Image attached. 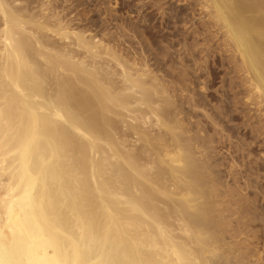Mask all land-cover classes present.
Masks as SVG:
<instances>
[{"label":"bare ground","instance_id":"obj_1","mask_svg":"<svg viewBox=\"0 0 264 264\" xmlns=\"http://www.w3.org/2000/svg\"><path fill=\"white\" fill-rule=\"evenodd\" d=\"M158 1L182 46L169 50L162 34L161 59L128 52L124 33L119 47L114 32L81 26L51 0H0V264H264V204L236 193L259 175L229 153L232 183L222 180L215 134L195 127L198 118L187 126L202 99L187 96L190 86L184 102L180 87L189 88L175 84L183 78L158 74L175 54L182 74L186 62L197 72L206 61L196 51L211 53L204 67L236 74L232 88L242 86L264 126V0H176L184 9Z\"/></svg>","mask_w":264,"mask_h":264},{"label":"rangeland","instance_id":"obj_2","mask_svg":"<svg viewBox=\"0 0 264 264\" xmlns=\"http://www.w3.org/2000/svg\"><path fill=\"white\" fill-rule=\"evenodd\" d=\"M50 1V0H49ZM60 0H51V2H56V4H55V6H60V9L62 8V7H64V8H62V10H64V12H66L65 14H63V15H66L67 17L69 16V18H70V15H71V18H77L78 17V19H74V22H76V23H78V24H80V22H81V26H85V24H86V26L89 24V27L91 28V30H93L94 31V29H93V24L95 23V24H98V25H95V29L100 25V26H102V30H101V28H97V30H99V31H102L101 33H104V31L106 30V31H108V30H111V31H109V32H114L115 33V36L116 37H122V36H124V35H126V36H124V40H127L126 42H125V44L128 46V41H130V43H129V45L131 44L132 45V47H131V45L130 46H128V47H131V48H128L127 46L125 47V45L123 46V44H124V40H122L121 38L120 39H118L117 38V40H116V42L118 43V41H120V43H118V45H119V47L120 46H123V47H125L127 50L128 49H130L131 51H132V49H133V51H137L138 53L140 52V48H142L143 47V49L145 50V49H147V51H144L146 54L147 53H149L150 55V57H152V59H153V56L152 55H155L156 57H158V58H163L162 56H160V50L159 49H161L160 47L161 46H163L162 44H164L165 45V43H167L168 41L167 40H164V42H163V38L161 37V35L162 34H165L166 36H168L167 37V39L169 40V43L168 44H166V45H169V44H171V45H169V50L172 48V49H174V48H178L179 49V47H182L181 45H179V44H181V42L180 41H178V43H177V45H176V38L178 39L179 37L178 36H176V38H174L175 36H171L172 34L171 33H173V31H171V26L169 25V24H172L170 21L169 22H165L164 21V19H165V17H166V15L164 14V13H162L164 16H162V14H160L162 11L161 10H158L157 9V3L155 4V6H153L154 5V3L153 2H157L158 0H61L60 2H59ZM138 1H140V2H138ZM160 1V0H159ZM158 1V2H159ZM162 1V0H161ZM160 1V2H161ZM165 1H167V0H165ZM115 2H116V4H115ZM159 2V3H160ZM58 3V4H57ZM140 3V4H139ZM162 3H164L163 1H162ZM161 3V4H162ZM52 4V3H51ZM53 4V5H54ZM63 4V5H62ZM65 4V5H64ZM68 4V5H67ZM135 4H136V6L138 5V6H140V9H142V11L139 9V7L137 6V10H136V6H135ZM144 4V5H143ZM168 4V5H167ZM134 5V6H133ZM141 5H143V7L141 6ZM153 7H152V6ZM164 5H167V6H164ZM164 5L162 4L161 5V7L162 8H168V7H171L172 6V8H175V9H178L179 7H182L183 9H184V2H179V1H176V0H168L167 2H166V4L164 3ZM171 5V6H170ZM62 6V7H61ZM142 7V8H141ZM160 7V9H162ZM130 8V9H129ZM156 8V9H155ZM67 9V10H66ZM133 9H135V10H133ZM147 9V10H146ZM59 10V9H58ZM156 10H158V11H156ZM63 12V11H62ZM71 12V13H70ZM73 12V13H72ZM136 12V13H135ZM187 12H189V10H187ZM140 13V14H139ZM197 13V16L196 15H193L192 16V18H194V21H193V19H191V21L192 22H197L198 23V12H196ZM67 14H70V15H67ZM74 15V16H73ZM103 15V16H102ZM110 15V16H109ZM79 16H80V19L82 20H80L79 19ZM88 16H89V18H88ZM195 16H196V18H195ZM143 18V19H142ZM142 19V20H141ZM163 19V20H162ZM76 20V21H75ZM116 20V21H115ZM137 20V21H136ZM164 21V22H163ZM89 22V23H88ZM93 23L92 24V26H90L91 25V23ZM110 22V23H109ZM115 22V23H114ZM146 22H147V24H146ZM88 23V24H87ZM169 23V24H168ZM101 24H105V25H101ZM124 25V26H122V25ZM133 24V25H132ZM168 24V25H167ZM179 24V23H178ZM106 25H108L107 27H108V29L105 27ZM117 25H119V26H117ZM188 25H190L189 23H188ZM188 25H186L187 27H188ZM97 26V27H96ZM104 26V27H103ZM168 27L169 26V29L168 28H165V27ZM179 26V27H178ZM177 26V24H176V27H178V28H182V26H181V24H179ZM124 29H123V28ZM121 28V29H120ZM192 28V26L190 27V29ZM105 29V30H104ZM116 29V30H115ZM118 29H120V31L122 30V31H124V32H120ZM133 29V31H137L136 33H140V31H142L141 33L142 34H144V35H142L141 33L140 34H135L134 32L132 33V30ZM179 29V30H180ZM189 29V30H190ZM117 32V30L121 33V35H120V33L118 32V34L115 32V31ZM129 32V33H127V31ZM182 30V29H181ZM96 31V30H95ZM126 31V32H125ZM109 32H107L108 34H106V35H108L109 36ZM178 32V31H177ZM180 33L182 32V31H179ZM178 32V34H180ZM106 33V32H105ZM112 33L110 34L113 38L115 37V36H113L114 35V33H113V35H112ZM124 33V35H122ZM170 34V35H167V34ZM117 34V35H116ZM132 34H134V36H132ZM118 35H120V36H118ZM136 35V36H135ZM137 35H142V36H137ZM133 37H135V39L134 40H138L137 41V43L138 42H140V44H141V42H142V45L143 46H141L140 47V45L138 46L137 44H135L134 45V43L136 42V41H134L133 40ZM128 38H129V40H128ZM148 38V39H147ZM114 39H116V38H114ZM132 39V40H131ZM151 39V40H150ZM214 39V38H213ZM213 39H211V41H209L207 44H209V45H211V46H213L212 48H214L215 46H216V44H214V41H215V39L213 40ZM121 40L123 41L122 43H121ZM148 40V41H147ZM171 40H172V42H171ZM161 41H162V44H161ZM167 41V42H166ZM115 42V43H116ZM171 42V43H170ZM201 42V41H200ZM116 43V44H117ZM145 43V44H144ZM174 43V44H173ZM203 43V42H202ZM211 43V44H210ZM121 44V45H120ZM175 46L176 45V47H174L173 45ZM134 45V46H133ZM136 45L138 46L137 48H136ZM166 45H165V47H166ZM206 45V44H205ZM203 45V47H208V45ZM215 45V46H214ZM145 46V47H144ZM172 46V47H171ZM149 47V48H148ZM174 47V48H173ZM198 47H200V46H198ZM122 48V47H121ZM137 50H136V49ZM151 48V49H150ZM153 48V49H152ZM140 49V50H139ZM149 49V50H148ZM172 49H171V51H172ZM176 49H175V51L173 50V52H176ZM177 49V50H178ZM197 49V48H196ZM150 50L151 51H153V52H150ZM180 50H182V49H180ZM179 50V52L180 53H182L181 51ZM183 51V50H182ZM128 52H129V50H128ZM173 52H170L171 54L170 55H174V53ZM184 52V51H183ZM198 51H196V54H197V59L199 58L200 60H197V63H198V61H199V63L198 64H204L205 63V61H206V63H207V65H209L211 62H212V60H211V53L208 55L209 57H207L208 59H210L211 60V62H210V60H208L207 58H206V56H203L204 54H205V52H203L202 53V55H201V53H197ZM216 52V51H215ZM195 53V52H194ZM199 54V55H198ZM176 55V54H175ZM173 56V57H169L168 58V62L166 61V63L167 64H165V62H163L162 61V64L164 65V67L162 66V64H160L161 65V67H163L162 69H161V67H160V72H162L163 70V72L162 73H158V74H164L165 73V71H169L168 73L171 75V76H173L174 77V81L176 80H178V79H175L177 76H178V78L179 79H182L183 78V82L181 81V80H178V82H175V84L177 85V86H179L178 85V83L180 84V83H182L181 85H183L184 87L186 86L187 87V89L188 90H186V89H184L183 87H180V88H182L184 91H186V93H184V91L182 90V92L185 94V96L187 95V92L188 91H190V89H191V87H193L192 88V92H191V94H189V95H187V96H194L193 98H196V100H198L199 101V99L201 100L202 99V104L200 103V107L202 108L203 107V109H202V112L200 111V112H198L199 111V108H198V110H197V112L195 111V109H193L195 112L193 113V111H191L189 108V106H188V108L187 109H189L194 115H195V113H197L198 114V116H194L190 111H189V114H188V112H185L186 114H184V116H185V118L187 117V118H189L188 116L190 115V113H191V115H193V117H192V120H191V122H189L190 124H188L187 126H190L191 124L192 125H195V124H193V122L194 121H197V119L196 118H198V120H200L202 123L201 124H203V125H201L200 124V121H199V124H200V126H199V124L196 122V124H198V125H195V127L197 126V127H201V128H204V129H207V130H209V136H213L214 134H215V136L216 135H218L219 136V138H218V136H213L214 138H213V145H212V143H211V145L215 148L214 149V151H216L217 150V152H215V153H217V157L215 156V161H218L217 159H219L220 160V162L219 163H221L222 162V164L223 165H220V171H221V173L220 174H222V173H225V170H226V177H225V174H222V180H228L229 181V183L231 184L232 183V179H230V177H231V175H229V173H227L229 170H228V168H229V166L227 167V165H230L231 164V161H229L231 158H228V156L231 154L232 155V158H233V160L234 159H236V160H234L235 161V163H237V166L239 165V166H242V167H244V168H250L249 169V172L250 171H252L251 169H254L252 172H250L252 175L251 176H253V177H251V179L253 178V179H255V176H258V179H257V177H256V179H257V182H256V180H254V183H253V180H250V178H249V183H251V184H248L249 185V187L248 188H246V189H244V185L242 184V180H239V185L240 184H242V186L240 185H238L239 186V188L241 189V190H243V191H241L240 189L239 190H237L236 191V193H237V197H238V195H239V193H240V195H242V196H240L239 198H241L240 200H248L249 202H247L248 203V205H253V202H251V204H249L250 203V201H254V200H256L257 202H255L254 204L255 205H257V204H259L260 205V201H262L263 203L261 204V205H263L264 204V174L262 175V173H264V163H262L261 161L264 159V158H262V160H255V161H257V163H259L260 165H262L260 168H257V170H256V168H254V165L257 167V163L256 162H253L254 160H253V158L255 159V157L257 158V159H260L261 157L260 156H258L260 153L263 155V157H264V126L262 125L263 124V121H261V117H259V119H258V117L257 116H259V115H257L256 116V114L254 113L255 112V110H254V108L252 107H250V106H248L247 104H245L246 102H245V100H244V96L243 95H240V94H244V92H243V89H242V92H241V88H242V86L240 87L237 83H235L236 84V86L237 87H235V86H233V88H232V84H230V81L232 80V78L234 77V78H236V74H233V73H231V72H229V70L227 71V69H225L224 67H221V68H216L213 72L212 71H210V69H206L205 67H206V63H205V67L203 66L202 68H200V70L199 69H197V72H196V69H195V71L193 70V68L192 67H190V62H186V64L187 63H189V68L188 69H186V71L184 70V73H185V75H184V73L182 74V72L183 71H181V70H179L178 69V67H175V65H172V62L171 61H174V64L176 63V65H178L177 63H178V61H179V59L178 58H176V56ZM183 56V55H182ZM213 56L215 57V54H213ZM149 57V58H150ZM216 58V57H215ZM151 59V58H150ZM165 59H166V57H165ZM176 59H177V61H176ZM154 61V60H153ZM153 61L151 60V62L153 63ZM170 61V62H169ZM202 62V63H201ZM170 63V64H169ZM168 65V66H167ZM171 65H172V67H174L175 68V70L171 67ZM212 67H214V66H212ZM166 70H165V69ZM187 68V67H186ZM190 68H191V72H189L190 71ZM206 69V70H208V72H209V74H208V72H206V71H202L203 69ZM169 69H171V70H169ZM178 73H177V72ZM188 71V72H187ZM194 71V72H193ZM173 74H172V73ZM181 72V73H180ZM205 72V73H204ZM215 72V73H214ZM168 73H165V74H168ZM180 73V74H179ZM194 73H196L197 74V77H196V75L194 74ZM202 73V74H201ZM182 74V75H181ZM187 74V75H186ZM194 74V75H193ZM200 74V75H199ZM204 74V75H203ZM208 74V75H207ZM176 77H175V76ZM180 75V76H179ZM184 75V76H183ZM199 75V76H198ZM203 75V76H202ZM230 75L232 76V78H230ZM182 76V77H181ZM205 76V77H204ZM209 76V78L207 79V77ZM230 78H228V77ZM181 77V78H180ZM187 77V78H186ZM196 77V78H195ZM203 77V78H202ZM186 78V79H185ZM194 78V79H193ZM233 78V79H234ZM184 79H185V81H184ZM188 79H191V80H188ZM195 79H197L196 81H195ZM222 79V80H221ZM223 79H224V81H223ZM203 81V80H205L204 82H200V81ZM210 80V81H209ZM234 80H238L237 78L236 79H234ZM194 81V82H193ZM198 81V82H197ZM184 82H185V84H184ZM196 82V83H195ZM228 82H229V84H228ZM237 82V81H236ZM191 83V84H190ZM202 83H204V84H202ZM206 83V84H205ZM208 83V84H207ZM197 85H198V87H197ZM199 85H200V87H199ZM202 85V86H201ZM203 85H204V87H203ZM228 85V86H227ZM191 86V87H190ZM206 86V87H205ZM229 87V88H228ZM240 87V88H239ZM196 88V89H195ZM197 88H199V90L197 89ZM200 88L202 89V90H200ZM231 88V89H230ZM205 89V90H204ZM238 89V90H237ZM203 93H202V92ZM231 91V92H230ZM239 91V92H238ZM180 92L181 91H179V94H180ZM194 92V95L192 94ZM230 92V93H229ZM196 93H197V95H196ZM226 93V94H225ZM240 93V94H239ZM178 94V91H176V94L175 95H177V98L175 99V100H178V102L179 103H182V106L183 105H185V99H187L188 97L186 96V98H185V96H184V94H182L183 96H184V98L181 96V94L179 95ZM235 94V95H234ZM200 95V96H199ZM245 95V94H244ZM196 96V97H195ZM224 96H226V97H224ZM230 97V98H228V97ZM176 97V96H175ZM203 97V98H202ZM224 97V98H223ZM181 98H183L184 100V102H181L182 100H180ZM217 98V99H216ZM223 98V99H222ZM243 98V99H242ZM207 100V101H206ZM220 100H222V101H220ZM205 101V102H204ZM224 101H226V102H224ZM231 101V102H230ZM233 101V102H232ZM204 102V103H203ZM209 102H210V104H212V105H209ZM244 102V103H243ZM218 103V105L220 104L221 105V107H223V109H224V115H222L223 113H221V115L219 114L220 112H218L220 109V106H216V104ZM221 103H224L223 105L221 104ZM228 103V104H227ZM187 105V104H186ZM205 107H204V106ZM214 105V106H213ZM211 106V107H210ZM213 106V107H212ZM184 107H187V106H184ZM208 107V108H207ZM210 107V108H209ZM215 107H217L216 109L218 110H216V109H214ZM219 107V108H218ZM210 109V110H209ZM213 109V110H212ZM228 109V110H227ZM251 109H253V111L251 110ZM185 110H186V108H185ZM203 110H206V112L205 113H203ZM213 111H215L214 113H213ZM221 111V110H220ZM216 112H218V114L216 113ZM206 113H209V114H213L212 116L214 117L215 115L217 116V117H215V118H218V116H219V119L221 120V121H219L218 119H216L215 120V122L217 123L216 125H212V122H208L209 121V119H207V117H204L203 115L204 114H206ZM208 114V115H209ZM258 114V113H257ZM207 115V116H208ZM227 115V116H226ZM182 116H183V114H182ZM181 116V117H182ZM200 116H202V117H200ZM206 116V115H205ZM224 116V117H223ZM253 117V118H252ZM185 119V120H187V121H189L188 119ZM201 118H203V119H201ZM214 118V119H215ZM222 118L224 119V120H222ZM207 119V120H206ZM187 121H185V122H187ZM193 121V122H192ZM218 121V122H217ZM257 121H258V124H257ZM260 121V122H259ZM195 123V122H194ZM208 123V124H207ZM261 125H260V124ZM257 124V125H256ZM191 125V127H193L194 129H195V127L194 126H192ZM210 125V126H209ZM220 125H221V127H222V130L221 131H223V132H221V131H219V128H221L220 127ZM211 126H215V130L211 127ZM255 126V127H254ZM217 127V128H216ZM219 127V128H218ZM260 127V128H259ZM263 128V129H262ZM257 130H258V132L259 131H261L262 130V133L261 132H257ZM254 131V132H253ZM214 132V133H213ZM215 132H217V134L215 133ZM221 133V134H219V133ZM256 132V133H255ZM255 133V134H254ZM212 134V135H211ZM223 134H224V136H223ZM262 134V135H261ZM261 135V136H260ZM222 136H223V138H222ZM227 136H228V138H227ZM251 136H253V137H251ZM258 136H260V137H258ZM224 137H226V138H224ZM216 138H218L219 140L217 141V139ZM221 138V139H220ZM252 138H253V140L254 141H252ZM258 138V139H257ZM239 139H240V141H239ZM244 141H242V140ZM248 140H250L249 142H248ZM257 140V141H256ZM260 140V141H259ZM215 141L218 143L219 142V144H216L215 143ZM237 142H239L240 143V145H239V147H238V144L239 143H237ZM252 142V143H251ZM237 143V144H236ZM244 143H245V146L247 147H245L244 146ZM263 143V144H262ZM242 144H243V147H242ZM248 144H250V145H248ZM253 144V145H252ZM260 144V145H259ZM216 145H217V147H216ZM233 145H234V147H233ZM263 145V146H262ZM231 146H232V148H231ZM237 146V147H236ZM251 146V147H250ZM262 146V147H261ZM212 147V148H213ZM237 148V150H236V148ZM235 148V149H234ZM241 149V151H246V152H244V155L245 154H249V152L252 154V157L250 156V158L248 159V157H243L242 156V154H241V151L239 150V149ZM250 148V149H249ZM245 149V150H244ZM226 150H228V151H226ZM224 151H226V154H225V152ZM236 151V152H235ZM222 152V154H220ZM228 152V153H227ZM259 154H258V153ZM230 153V154H229ZM255 153V154H254ZM257 153V154H256ZM227 154H229V155H227ZM236 155V157H235V155ZM241 154V158H239L240 155ZM216 155V154H215ZM221 157H220V156ZM231 155H230V157H231ZM234 155V156H233ZM261 155V156H262ZM225 156V157H224ZM221 158L223 159V160H221ZM241 159V160H240ZM240 160V161H239ZM244 160H245V162H244ZM229 161V162H228ZM247 161H248V163H247ZM250 161V162H249ZM226 162V163H225ZM229 164H228V163ZM240 162L242 163L243 162V164H240ZM247 164H249V165H247ZM253 166H252V165ZM224 165H226V166H224ZM222 166H224V167H222ZM249 166V167H248ZM222 167V168H221ZM241 167V168H242ZM263 167V168H262ZM224 168V169H223ZM243 168V169H244ZM222 169H223V172H222ZM235 169H238V167H235ZM255 170H256V172H257V175H256V172H255ZM261 171V173H260V171ZM259 171V172H258ZM261 174V175H260ZM228 175V176H227ZM262 176V177H261ZM262 178V179H261ZM250 181H252V182H250ZM260 182V183H259ZM256 185V186H255ZM255 188V189H254ZM249 189V190H248ZM252 189V190H251ZM258 189V190H257ZM254 191V192H253ZM241 192H242V194H241ZM257 192V193H256ZM253 194V196H252V194ZM245 196H244V195ZM254 195H257V196H254ZM261 195H263V197L261 196ZM237 197H236V200H239V199H237ZM242 197H243V199H242ZM245 197V198H244ZM251 197H252V200H251ZM261 197V198H260ZM248 198H250V199H248ZM257 198V199H256ZM244 203H245V201H243ZM243 202H241L242 203V205H243ZM247 203H245V204H247ZM222 205H224V204H222ZM239 205V204H238ZM255 205H253V207H255ZM223 207V206H222ZM239 207H240V205H239ZM256 207H258V206H256ZM254 230V229H253ZM255 230H256V228H255ZM254 230V231H255ZM243 236V235H242ZM253 240L255 241V239L253 238Z\"/></svg>","mask_w":264,"mask_h":264}]
</instances>
